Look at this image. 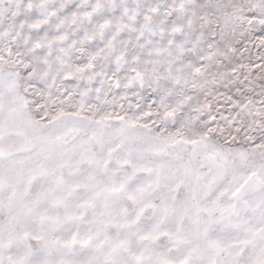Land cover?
<instances>
[{"label":"snow or ice","instance_id":"obj_1","mask_svg":"<svg viewBox=\"0 0 264 264\" xmlns=\"http://www.w3.org/2000/svg\"><path fill=\"white\" fill-rule=\"evenodd\" d=\"M0 264H264V0H0Z\"/></svg>","mask_w":264,"mask_h":264}]
</instances>
